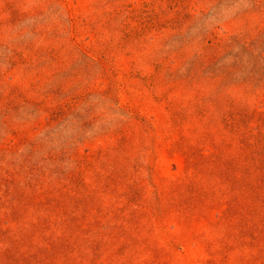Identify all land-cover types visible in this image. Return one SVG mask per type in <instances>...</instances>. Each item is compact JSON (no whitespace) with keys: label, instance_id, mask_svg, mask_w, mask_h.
Here are the masks:
<instances>
[{"label":"rangeland","instance_id":"374dc122","mask_svg":"<svg viewBox=\"0 0 264 264\" xmlns=\"http://www.w3.org/2000/svg\"><path fill=\"white\" fill-rule=\"evenodd\" d=\"M0 264H264V0H0Z\"/></svg>","mask_w":264,"mask_h":264}]
</instances>
